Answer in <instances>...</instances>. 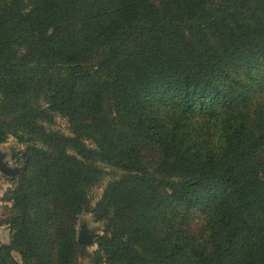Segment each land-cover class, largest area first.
Wrapping results in <instances>:
<instances>
[{
  "label": "trees",
  "instance_id": "16d2710c",
  "mask_svg": "<svg viewBox=\"0 0 264 264\" xmlns=\"http://www.w3.org/2000/svg\"><path fill=\"white\" fill-rule=\"evenodd\" d=\"M9 137L0 264H264V0H0Z\"/></svg>",
  "mask_w": 264,
  "mask_h": 264
},
{
  "label": "rangeland",
  "instance_id": "374dc122",
  "mask_svg": "<svg viewBox=\"0 0 264 264\" xmlns=\"http://www.w3.org/2000/svg\"><path fill=\"white\" fill-rule=\"evenodd\" d=\"M54 129L60 130L64 133H68L66 120L61 117H56L54 124L51 126ZM24 149V145L17 143L14 137H9L6 141L0 143V163L4 165V169L0 170V220L4 219L9 214L11 202L5 200L6 192L12 188L14 184V177L23 169V159L21 158V151ZM106 174L103 177L100 184L94 187L91 192V206L101 196L103 189L110 179L118 177L120 172L109 167L105 168ZM16 171L15 175H8L6 171ZM81 226H85L90 231L97 234L91 243L86 246L88 253L93 252L97 245L96 239L103 233V222L96 221L93 215L89 211L81 212L77 217L76 222V236ZM10 230L7 225L0 223V243H9ZM15 259L20 262L18 253L12 252ZM79 264H92L89 258L82 256L79 259Z\"/></svg>",
  "mask_w": 264,
  "mask_h": 264
},
{
  "label": "water",
  "instance_id": "95a60500",
  "mask_svg": "<svg viewBox=\"0 0 264 264\" xmlns=\"http://www.w3.org/2000/svg\"><path fill=\"white\" fill-rule=\"evenodd\" d=\"M3 169H4V165L0 163V170H3ZM6 173H7L8 175H15L17 172L14 170V171H10V172H9V171H6ZM96 236H97L96 233L91 232L90 234H88V235L86 236L85 239H82V238L80 237V235H79L78 238H77V240H78L79 242H81V243H89V242H91Z\"/></svg>",
  "mask_w": 264,
  "mask_h": 264
},
{
  "label": "flooded vegetation",
  "instance_id": "af4514ba",
  "mask_svg": "<svg viewBox=\"0 0 264 264\" xmlns=\"http://www.w3.org/2000/svg\"><path fill=\"white\" fill-rule=\"evenodd\" d=\"M92 231H90L89 229H87L85 226H81L80 227V230H79V232H78V236L80 235V237L82 238V239H85L86 238V236L88 235V234H90ZM78 236H77V238H78ZM93 241V240H92ZM91 241V242H92ZM91 242H89V243H91ZM89 243H84V244H86V245H88Z\"/></svg>",
  "mask_w": 264,
  "mask_h": 264
}]
</instances>
